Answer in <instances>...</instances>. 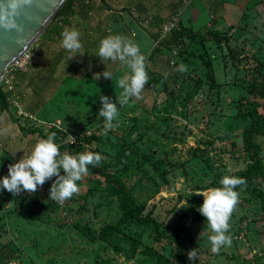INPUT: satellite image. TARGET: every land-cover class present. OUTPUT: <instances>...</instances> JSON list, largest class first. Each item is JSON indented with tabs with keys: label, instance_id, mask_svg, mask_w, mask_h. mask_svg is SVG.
Masks as SVG:
<instances>
[{
	"label": "rangeland",
	"instance_id": "374dc122",
	"mask_svg": "<svg viewBox=\"0 0 264 264\" xmlns=\"http://www.w3.org/2000/svg\"><path fill=\"white\" fill-rule=\"evenodd\" d=\"M203 9L189 16L186 26L181 23L186 31L172 46L170 35L159 37L161 29L154 41L142 40L149 82L142 99L118 105L116 127L107 136L103 118L97 117L98 89L92 91L97 97L84 90L72 99L82 109L72 121L20 117L10 105L0 114V179L8 175L9 164L30 154L51 127L59 126L63 130L57 127L55 143L99 153L141 215L178 235L188 264H264V198L252 196L244 185L235 189L239 203L229 221L232 244L214 254L211 230L197 210L204 197L194 193L221 187L226 174L242 177L251 164L242 130L249 122L245 101L252 98L256 75L246 66L264 61V0H207ZM231 48L249 63L235 65ZM181 62L187 72L175 71ZM114 69V87L108 89L113 100L115 81L129 71L119 62ZM49 100V105L56 102ZM257 112L264 118V103ZM255 140L260 145L255 183L264 191V130ZM55 179L38 185L34 194L14 196L0 188V249L15 253L6 264H177L173 242L159 238L152 226L126 222L116 194L100 176L88 170L77 181L79 192L63 203L48 199ZM194 248L199 258L190 262L187 253Z\"/></svg>",
	"mask_w": 264,
	"mask_h": 264
},
{
	"label": "crops",
	"instance_id": "0c3cea01",
	"mask_svg": "<svg viewBox=\"0 0 264 264\" xmlns=\"http://www.w3.org/2000/svg\"><path fill=\"white\" fill-rule=\"evenodd\" d=\"M203 8H207V0H73L70 9L58 15L30 46L27 67L13 72L18 106L32 118L37 114L43 120H75L82 109L72 99L84 90L92 95L98 89V95L108 96V89L114 87L110 79L98 82L93 77L102 73L106 64L109 71L115 70V63L105 64L95 55L102 38L122 35L134 41L143 54L142 40L154 41L162 25L172 19L186 26L188 17L198 15ZM66 27L79 31L80 51L84 52L69 60L70 53L61 46ZM50 98L56 99L53 105L48 104Z\"/></svg>",
	"mask_w": 264,
	"mask_h": 264
},
{
	"label": "clouds",
	"instance_id": "9594fccd",
	"mask_svg": "<svg viewBox=\"0 0 264 264\" xmlns=\"http://www.w3.org/2000/svg\"><path fill=\"white\" fill-rule=\"evenodd\" d=\"M31 2L32 0H0V27L9 31L22 32L23 25L18 23L17 17L20 14V9L30 5ZM61 36V46L70 53L68 60L77 53H84L80 51L83 45L78 30L66 27ZM95 55L104 63L106 61L119 62L129 69L115 81V100L102 94L99 97L102 106L97 117L103 118V135L107 136L109 130L116 127L114 121L119 116L118 105L122 108L129 105L130 102L142 99V91L149 82V77L146 71L145 56L141 54L138 45L122 35L114 34L102 38ZM187 70V66L182 62L175 67L177 72L184 73ZM164 76L166 79L167 73ZM93 77L95 80L103 77L113 81V73L108 70L107 64L102 73H94ZM116 88L120 91L117 92ZM56 135L55 132L47 134L46 139H39L36 142L30 154L23 155L18 162L9 164L8 175L0 179V188L14 196L22 191L34 194L38 185L42 186L55 176L56 179L49 189L48 199L63 203L77 194L79 192L77 181H80L88 173L89 165L99 166L102 156L91 151L75 155L69 152L62 154L59 146L55 143ZM73 142H75L74 138ZM61 170H63V174H61ZM228 171L231 172V168ZM246 183L247 181L243 177L226 174L220 180L221 187L194 192L196 195L204 197L203 203L197 210L206 218L207 225L211 230L212 234L208 240L214 254H219L222 247L232 244V237L228 234L230 231L229 221L239 203V192L235 189L238 186L246 185ZM187 255L189 261L194 262L198 257V252L194 248L189 250Z\"/></svg>",
	"mask_w": 264,
	"mask_h": 264
},
{
	"label": "trees",
	"instance_id": "16d2710c",
	"mask_svg": "<svg viewBox=\"0 0 264 264\" xmlns=\"http://www.w3.org/2000/svg\"><path fill=\"white\" fill-rule=\"evenodd\" d=\"M73 0H66L61 8L56 12L50 23L60 14L66 13L71 6ZM46 26V28L50 25ZM178 28H173L167 35H170L168 38V45L172 46L176 42V37L180 32L186 31L181 26V23H177ZM45 28V29H46ZM166 35V36H167ZM160 42H158V45ZM158 47V46H157ZM154 50V49H153ZM229 53L232 57V62L236 65L242 63H249L246 56H241L238 51L230 49ZM150 57V56H149ZM247 71L254 73L256 78L254 80V91L252 98L245 101V104L248 105L247 116L249 122L244 126L242 130L244 148L248 150L249 158L251 164L244 170L243 178L246 179L247 183L244 185L245 190H247L252 196L257 198H264V191H262L255 183L256 173L259 167V152L260 145L255 140V135L264 130V118L257 112V108L264 103V81H260L264 73V61L256 63L254 65L246 66ZM11 92L4 89L3 82L0 84V114L7 112L11 105ZM55 132L57 135L60 134V131L57 127H51L47 134ZM56 135V136H57ZM60 149L70 151L71 154L75 155L82 152H77L76 148L68 143H60ZM88 170L95 175H98L102 178L104 183L109 186V189L112 193L116 194L118 198V207L121 211V215L126 222L134 223L137 226H152L155 234L164 240L172 241V259L177 264H188L184 259V254L181 246V241L176 235L175 232L166 233L162 230L160 223L151 216L141 215L137 205L134 203L133 198L128 192V188L121 183V181L108 169V167L100 162V165L93 167L88 166ZM15 253L9 248L0 249V264H6L15 258Z\"/></svg>",
	"mask_w": 264,
	"mask_h": 264
},
{
	"label": "water",
	"instance_id": "95a60500",
	"mask_svg": "<svg viewBox=\"0 0 264 264\" xmlns=\"http://www.w3.org/2000/svg\"><path fill=\"white\" fill-rule=\"evenodd\" d=\"M66 0H32L23 6L17 17L22 32L0 27V84L8 66L12 65L45 30ZM19 264V262H17Z\"/></svg>",
	"mask_w": 264,
	"mask_h": 264
},
{
	"label": "built area",
	"instance_id": "2783aa9c",
	"mask_svg": "<svg viewBox=\"0 0 264 264\" xmlns=\"http://www.w3.org/2000/svg\"><path fill=\"white\" fill-rule=\"evenodd\" d=\"M174 26H175V20L174 19H172V20L168 21L167 23L163 24L162 28H161V31H160V34H159V37L161 38L166 33L168 34V32H170L174 28ZM30 58H31V56H30L29 49H28L12 65L8 66V68L6 69V72L4 74V78L2 80L4 89L8 90L9 92L12 93L11 94V105L12 104L14 105L15 112L20 117L21 116H27V115L22 110V108H20L18 106V104H17L18 98L16 97V95L14 93L13 72L16 69H24V68H26L28 63L30 62Z\"/></svg>",
	"mask_w": 264,
	"mask_h": 264
}]
</instances>
